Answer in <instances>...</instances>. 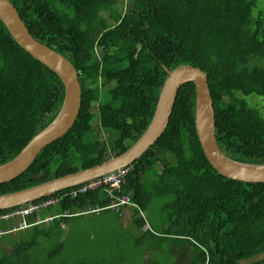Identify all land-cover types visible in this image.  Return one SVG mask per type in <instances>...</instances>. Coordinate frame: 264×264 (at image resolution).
Returning <instances> with one entry per match:
<instances>
[{
    "label": "trees",
    "instance_id": "trees-1",
    "mask_svg": "<svg viewBox=\"0 0 264 264\" xmlns=\"http://www.w3.org/2000/svg\"><path fill=\"white\" fill-rule=\"evenodd\" d=\"M10 1L38 41L72 62L82 93L73 126L23 173L0 183V194L128 149L151 121L168 70L183 64L207 75L222 152L264 164V118L246 98L264 96V67L255 64L264 58V13L257 0H129L124 11V0ZM63 100L58 75L26 52L0 19V165L55 119ZM120 192L138 209L114 211L121 222L114 226L129 232L130 243H141V264H171L172 253L184 249L189 264H264V182L227 178L209 163L195 127L194 82L181 85L165 131L129 165ZM155 202L163 215L153 227L146 211ZM109 203L98 188L28 214L32 224L16 231L19 219L0 220V264H116L109 254L95 256L88 239L66 249L73 237L68 224L92 212L76 213ZM64 211L71 215L35 223Z\"/></svg>",
    "mask_w": 264,
    "mask_h": 264
},
{
    "label": "water",
    "instance_id": "water-1",
    "mask_svg": "<svg viewBox=\"0 0 264 264\" xmlns=\"http://www.w3.org/2000/svg\"><path fill=\"white\" fill-rule=\"evenodd\" d=\"M0 19L16 42L32 57L55 72L64 86V100L55 119L35 134L15 157L0 165V183H4L23 173L46 145L62 137L73 126L81 108L82 90L79 73L72 62L38 41L10 0H0ZM189 81L195 84L196 132L209 163L227 178L247 183L264 182V164L242 163L222 152L215 136L214 105L207 75L198 67L183 64L168 70L151 121L128 149L88 168L18 191L0 194V209L28 203L132 164L163 134L169 123L178 91L181 85Z\"/></svg>",
    "mask_w": 264,
    "mask_h": 264
},
{
    "label": "rangeland",
    "instance_id": "rangeland-1",
    "mask_svg": "<svg viewBox=\"0 0 264 264\" xmlns=\"http://www.w3.org/2000/svg\"><path fill=\"white\" fill-rule=\"evenodd\" d=\"M128 1L129 0H124L123 7L121 8L123 11L128 6ZM257 1L259 9L264 13V0ZM254 14L256 15L257 13L255 12ZM255 64L264 67V58H257ZM246 98L251 105L259 110L264 118V96L248 95ZM101 137L104 139L107 137V134L103 130ZM159 203L155 202L154 205L146 211V222L153 227L156 219H162L160 215H163V212L159 207ZM117 219L118 217H116L113 210L102 211L99 214H84L73 219L67 226L68 230L73 232V237H71L73 240L69 239V242L67 241L70 247L66 249L72 248L73 244H75V240L76 242H81V239H88L89 241H94L93 250L95 256L99 257L109 254V259H113L116 264H141V243L135 245L132 243V240L130 243V239H126V237H131L129 236V232L126 230H117V228H115L114 225L121 223ZM15 222L18 223L19 220H15ZM171 257V264H189L190 255L187 249L182 250L178 254L172 253ZM261 257L262 256H258L255 259Z\"/></svg>",
    "mask_w": 264,
    "mask_h": 264
},
{
    "label": "built area",
    "instance_id": "built-area-1",
    "mask_svg": "<svg viewBox=\"0 0 264 264\" xmlns=\"http://www.w3.org/2000/svg\"><path fill=\"white\" fill-rule=\"evenodd\" d=\"M129 171V165L114 170L112 172L100 175L98 177L89 179L80 184L74 185L72 187H68L70 189L65 191L56 192L55 195H51L47 198L30 201L28 203L16 206L9 212H6L0 215V220H11V219H19L17 226L13 227L11 230L16 231L17 229H22L31 225L26 222L25 217L31 213H41L44 210H47L51 206H55L60 201L67 198H75L81 194H84L91 190H96L98 188H104L106 190L107 195L110 198L109 205L105 207H94L92 209H87L83 212H78L76 214L82 213H99L102 209L110 208L113 211H119V209L125 206H132L138 209V205L132 200V198L128 194H124L120 192L121 186L125 180V177ZM143 215V212L141 211ZM67 211H64L61 214H48L45 216H38L35 223H50L59 216H69ZM3 231H0V234Z\"/></svg>",
    "mask_w": 264,
    "mask_h": 264
},
{
    "label": "crops",
    "instance_id": "crops-1",
    "mask_svg": "<svg viewBox=\"0 0 264 264\" xmlns=\"http://www.w3.org/2000/svg\"><path fill=\"white\" fill-rule=\"evenodd\" d=\"M145 227H148V226H145ZM127 228H128V226H127ZM141 232H140V230H136V235L138 234H140Z\"/></svg>",
    "mask_w": 264,
    "mask_h": 264
}]
</instances>
